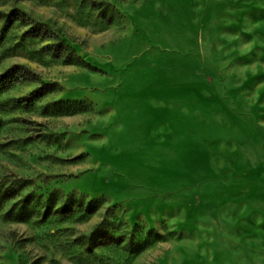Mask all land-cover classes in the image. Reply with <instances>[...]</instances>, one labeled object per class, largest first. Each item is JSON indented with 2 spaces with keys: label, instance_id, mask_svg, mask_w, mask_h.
I'll return each instance as SVG.
<instances>
[{
  "label": "rangeland",
  "instance_id": "obj_1",
  "mask_svg": "<svg viewBox=\"0 0 264 264\" xmlns=\"http://www.w3.org/2000/svg\"><path fill=\"white\" fill-rule=\"evenodd\" d=\"M14 68L0 264H264V0H0Z\"/></svg>",
  "mask_w": 264,
  "mask_h": 264
},
{
  "label": "trees",
  "instance_id": "obj_2",
  "mask_svg": "<svg viewBox=\"0 0 264 264\" xmlns=\"http://www.w3.org/2000/svg\"><path fill=\"white\" fill-rule=\"evenodd\" d=\"M18 69L17 68H14L12 69L11 71H9L7 74L3 75L2 77H0V81L4 82V81H12L13 83L14 82H18L20 80H25L26 82L27 81H31V77H27V74H19L18 72ZM16 76V77H13V76Z\"/></svg>",
  "mask_w": 264,
  "mask_h": 264
}]
</instances>
